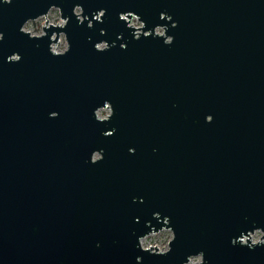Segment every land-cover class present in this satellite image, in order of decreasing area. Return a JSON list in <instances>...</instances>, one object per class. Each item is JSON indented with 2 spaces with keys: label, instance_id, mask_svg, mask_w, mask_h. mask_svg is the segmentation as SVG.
Wrapping results in <instances>:
<instances>
[{
  "label": "water",
  "instance_id": "1",
  "mask_svg": "<svg viewBox=\"0 0 264 264\" xmlns=\"http://www.w3.org/2000/svg\"><path fill=\"white\" fill-rule=\"evenodd\" d=\"M0 264H264V0H0Z\"/></svg>",
  "mask_w": 264,
  "mask_h": 264
},
{
  "label": "rangeland",
  "instance_id": "2",
  "mask_svg": "<svg viewBox=\"0 0 264 264\" xmlns=\"http://www.w3.org/2000/svg\"><path fill=\"white\" fill-rule=\"evenodd\" d=\"M75 12L78 13L79 10H76ZM59 19H60V17H59L58 11L55 9H52L46 18H40L36 21L28 22L24 26L23 30L26 32H29L31 35H41L42 34V27L45 26L46 20H47L48 25L56 26L59 23L58 22ZM133 24L136 25V23L134 21H133ZM156 33L162 34V30L157 29ZM52 38H54V36ZM55 49H57L59 52L66 49V43H65L64 37L62 35L59 37V43L55 46ZM108 114H109L108 110H100L97 113V115L101 116V117H106ZM261 236H262V234L260 232H255L251 236L250 239H261ZM171 237H172L171 232H159L157 234H152V235H149L148 237L144 238L141 241V247L142 248L158 249V250H168V243H169ZM199 262H200L199 257L192 258L190 261V263H199Z\"/></svg>",
  "mask_w": 264,
  "mask_h": 264
},
{
  "label": "built area",
  "instance_id": "3",
  "mask_svg": "<svg viewBox=\"0 0 264 264\" xmlns=\"http://www.w3.org/2000/svg\"><path fill=\"white\" fill-rule=\"evenodd\" d=\"M77 13V12H76ZM49 14V13H48ZM134 18V19H133ZM133 21L136 23V25L135 24H133ZM59 23L56 25V26H61V25H63V22L61 21V19H59V21H58ZM130 25H132V27H134L135 29L136 28H140V26H141V24L137 21V19L133 16L130 20H129V26ZM139 26V27H138ZM33 36H39V35H33ZM59 43V42H58ZM57 44H53V45H51V51H53L54 53H61V52H63V51H61V52H59L57 49H55V46H56Z\"/></svg>",
  "mask_w": 264,
  "mask_h": 264
}]
</instances>
